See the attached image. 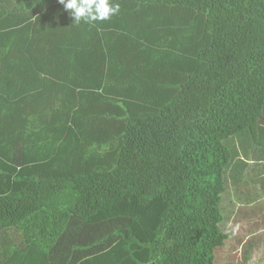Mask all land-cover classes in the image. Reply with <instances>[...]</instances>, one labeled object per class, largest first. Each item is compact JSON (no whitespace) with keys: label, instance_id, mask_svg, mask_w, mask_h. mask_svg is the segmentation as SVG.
Wrapping results in <instances>:
<instances>
[{"label":"trees","instance_id":"16d2710c","mask_svg":"<svg viewBox=\"0 0 264 264\" xmlns=\"http://www.w3.org/2000/svg\"><path fill=\"white\" fill-rule=\"evenodd\" d=\"M118 2L76 24L58 0H0V264L128 201L142 264H221L227 246L250 264L264 223L239 212L264 196L233 191L264 165V0Z\"/></svg>","mask_w":264,"mask_h":264},{"label":"crops","instance_id":"0c3cea01","mask_svg":"<svg viewBox=\"0 0 264 264\" xmlns=\"http://www.w3.org/2000/svg\"><path fill=\"white\" fill-rule=\"evenodd\" d=\"M242 168H244V172L243 175L238 176L239 180L237 183H235L236 189L233 191L234 196H264V165L251 163V166H241L239 170L241 171ZM235 173H237V171ZM125 205H127V203H124V205L120 207H125ZM130 208L136 209L135 205H131ZM124 210L126 209L123 208L121 210L122 213L120 212L121 214L117 216H114L115 211H111L109 209L102 211L97 216L93 217L90 222L93 225H97L98 223H101L102 221L105 222L110 218H131L128 229L135 231L136 238L132 240L126 235L119 241L117 245L114 246V248L117 249L111 256H106L103 254L102 257H94L91 258V260H84L83 262H80V258H74L75 264H142L150 262L151 250L144 245L149 244L151 239L149 234L145 232V230H142L146 226V220L143 222L145 226H141L142 223L139 221L137 226L138 230L132 229L130 228V225H135V221L133 220L134 216L123 215ZM239 216L242 218V220L245 217V220L247 221L246 223L241 221L239 228H243L242 231L246 229L249 223H251V219L253 220V224H255L256 221L264 223V203L259 201V204L255 202L249 206H243L242 209H240ZM122 224L126 225L124 221H122ZM252 234V241L247 246V252H249L252 258H254L255 255L258 256L260 250H264V229L259 230L257 233L256 230H253ZM255 236L257 237L254 239ZM89 244H87V241H78L77 235L70 233L66 235L63 240L59 239L48 254L43 253L40 251V249L29 248L22 253L14 254L13 257H11L5 264H59V258H61L64 252H67L68 248V253H70L69 250L72 248L77 250L78 246H80V249L82 250L83 247L85 248ZM93 245L94 243H92L87 248ZM93 248H95V246L91 247V249ZM91 252L94 253L93 250H91L90 253ZM73 255L75 256L76 252H74ZM66 260L68 263V255Z\"/></svg>","mask_w":264,"mask_h":264},{"label":"rangeland","instance_id":"374dc122","mask_svg":"<svg viewBox=\"0 0 264 264\" xmlns=\"http://www.w3.org/2000/svg\"><path fill=\"white\" fill-rule=\"evenodd\" d=\"M131 200H135V199H131ZM153 204H156L157 205V208L159 207V209H160L161 212L163 211L164 204H163V202L159 198L156 199ZM122 205H124V204L116 205L118 207L115 208V209L112 206H110V208H112L113 211H115L114 212V214H115L114 216L120 215L122 213L121 210L123 208H125L126 210L123 211V215H125V216H134V219L133 220L135 221V225H132L131 224L130 225V228L135 229V230H138L137 226H138L139 221H141L140 223H142L141 226H145L143 224L145 218H142L140 216L141 213L139 212V210L130 208V206L132 205V202L128 201L127 202V205H125V207H120ZM151 208L152 209H155V206H152ZM105 210H107V209L105 208ZM150 211L151 210L149 209V212ZM242 221H245V220H242ZM98 225H100V227H98L99 230H94V228L90 227V228H86L85 230H81V232H80V235H79L78 240H80V241H87V244L90 243L88 246H90L92 243H94V245L91 246V247H94L95 246V248H99V249H97V250H99L98 252H95V251H97V250H95V248H93V249H91V247L90 248H87L88 246L85 247V248H83L81 251H79V255L80 256L78 258H80V262L81 261L83 262L84 260H91V258H94V257H96V258L102 257L103 254L106 255V256H111V255H113V252L117 249V248H114V246L117 245L119 242H116L117 240H113V239L110 238V233L114 232V229L116 228L115 225L114 224L113 225L111 224L110 226H107V228L110 231L107 232V233H105V234H107L106 236H105V234L104 235L101 234L99 237H97L98 231H100L101 229L106 228V227H103V225H104V222L103 221L101 223H98ZM75 227L76 226L73 225V228H75ZM128 228L129 227H127V229L122 230V231L123 232H126L127 231V234L126 235L128 237H130L129 239H132V240L135 239L136 238L135 231L134 230H129ZM69 229L70 228H68V230ZM142 230H145V232H147L146 231V226ZM65 236H66V232L64 233L63 236H61L60 240L61 239L63 240V238ZM75 247H77V246H75ZM229 248L230 247L227 246L224 249V251L222 252V256L219 258V262H221V264H226L227 263V258L231 257L230 252H229V250H230ZM68 249H67V252H64L62 254L61 258H59V264H68L66 262L67 261L66 260L67 259V255H68L70 264H75V259L74 258H76V256H77V255H75V256L73 255V253H74L75 250H73L74 248H72L71 250H69L70 253H68ZM89 249L90 250H93L94 253H92V252L90 253L89 252ZM117 255H118V253H117ZM235 255H236V259H237L236 262L237 263L240 262L241 260H243V251L236 250V254ZM259 260H260V262L258 263ZM262 262H264V250H260L258 256L255 255V258L251 260V263L250 264H261Z\"/></svg>","mask_w":264,"mask_h":264},{"label":"clouds","instance_id":"9594fccd","mask_svg":"<svg viewBox=\"0 0 264 264\" xmlns=\"http://www.w3.org/2000/svg\"><path fill=\"white\" fill-rule=\"evenodd\" d=\"M74 23L95 24L111 19L120 12L118 0H58Z\"/></svg>","mask_w":264,"mask_h":264}]
</instances>
